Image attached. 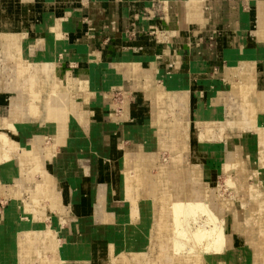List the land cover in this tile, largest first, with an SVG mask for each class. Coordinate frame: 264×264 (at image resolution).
I'll return each mask as SVG.
<instances>
[{
  "label": "crops",
  "instance_id": "crops-1",
  "mask_svg": "<svg viewBox=\"0 0 264 264\" xmlns=\"http://www.w3.org/2000/svg\"><path fill=\"white\" fill-rule=\"evenodd\" d=\"M88 1L0 0V134L7 136L9 147L14 149L17 176L20 156L29 149L43 158L50 182L64 199V212L58 215L50 211V219L40 222L47 227L44 230H57L64 250L63 264H103L110 259L124 264V259H132L137 245L152 252L148 236H142L146 219L152 217L151 204L145 200L153 198L151 191L147 193L151 182L161 186L165 181L170 183L175 200L182 199L186 192L193 195L191 200L202 199L199 190L182 186V166L175 174L177 188L168 174L170 166H164L167 175L154 178L150 172V166L157 163L153 150L167 146L171 151L166 139L162 141L168 137L163 132H169V126L176 122L187 127L178 130L175 137H180L181 131L184 134L192 126L183 121L190 116V106L196 123L216 121L222 114L218 105L228 107L241 84L256 92V109L262 115L260 123H264V0H100L95 10ZM26 8L33 11L36 21L29 35L22 19ZM27 21L32 22L29 18ZM47 27L52 35L42 31ZM103 30L112 42L100 51L96 48ZM88 32H92L93 41L82 42ZM89 43L85 53L79 50ZM122 53L128 57L121 65L119 60L125 59ZM107 61L110 65L104 70ZM148 61L153 62L152 68L146 67ZM103 73L109 75L105 84L99 77ZM27 74L32 77V88ZM88 74L91 90L69 83L77 75ZM175 76L179 82L187 79L190 86H201L203 96L170 90L189 88L187 83H172ZM120 77L128 89L117 86ZM108 86L139 94V101L133 105L127 102L125 115L115 111L107 115L108 101L103 92ZM36 105L38 111L34 109ZM51 106L63 109L64 128L54 129L55 124L48 118ZM207 107L210 111L202 110ZM135 117L137 120H132ZM241 119L248 121L250 117ZM257 121L258 118L252 120ZM127 122L130 124H124L120 133L117 128ZM246 127L240 129L244 131ZM255 127L258 143L262 144L263 130ZM250 143L244 140L242 149L253 154ZM6 149L0 139V153ZM48 152L52 158L47 157ZM233 154H228L229 162L234 161ZM7 166L0 164L3 179ZM131 168L139 169L140 196L132 184L129 183L132 190L127 184L128 175L132 178ZM195 173L199 179L210 174L211 179L209 171L195 169ZM40 177L36 173V179ZM15 181L28 189L24 192L27 196L15 197L12 182L0 179V198L12 200L0 215L2 262L7 257L10 229L4 226L8 218L16 230L31 218L14 200L32 196L35 182L27 184L24 178ZM40 223L37 227L41 230Z\"/></svg>",
  "mask_w": 264,
  "mask_h": 264
},
{
  "label": "rangeland",
  "instance_id": "rangeland-1",
  "mask_svg": "<svg viewBox=\"0 0 264 264\" xmlns=\"http://www.w3.org/2000/svg\"><path fill=\"white\" fill-rule=\"evenodd\" d=\"M93 1H95V3ZM88 2H89V7H93L94 10L97 9V7L101 3L100 0H89ZM74 4L76 5V3ZM24 10H25V14H22L23 17L22 19L25 21V24L28 29L26 33L27 35H29L30 30H32L33 28L32 23H35L36 21H35V17L33 16L32 10H28L27 8ZM27 18H29L32 22L27 21ZM97 20L98 19H96V21ZM87 27L88 26H86V28ZM88 30H90V28H88L87 31ZM42 31H44L48 36L52 35V32L48 27L46 29H43ZM61 32H63V30H61ZM101 33H102V38L100 41L101 43H99L96 48L97 50L100 51H102L105 48H108L112 42L111 41L112 39L107 36L106 31L103 30L101 31ZM86 34L82 37L83 41L82 39L81 41L82 42L93 41V38H91L92 32H88ZM51 37L52 39H55L54 35ZM158 38L160 39L159 36ZM90 46L91 44L89 43V46L86 47L85 45V48L80 47L81 49L79 48V50L85 53V51ZM76 47L79 46L77 45ZM104 63L106 64L103 69L106 70L107 68H109L110 62L107 61ZM118 64L122 65V63H118ZM214 69L215 66L212 67L213 71ZM115 70L118 73L117 69ZM158 73H159L158 74V80H159L160 79L159 77L161 76V68H159ZM14 75L12 76V83H13ZM99 77L102 79L103 83L105 84L106 78H108L109 75L103 73L100 74ZM177 79L178 77L175 76L172 79V83L174 80L176 81V83L178 82L182 86H186L185 83H187L189 84V88L188 89L185 87H182L181 89L170 88V90L191 92L193 96L194 93L195 96H200V97L203 96L202 90H199L201 86L194 84L190 86V80L186 79L183 82H179L177 81ZM116 83L117 86L125 87L126 89H128V87L124 84L122 80L117 79ZM113 89H114L113 86H108L106 87V89H104L103 93L104 95H106L107 98L106 100L108 101V107H106L105 112L107 115H111V116L114 111L117 114L122 113L125 115L126 112L128 113L125 104L127 102L129 103L132 102L131 103L132 105L136 104V102L139 101V96H138L139 94L135 96L132 92L128 90H124L123 88L121 90L120 89L113 90ZM218 90L223 91L221 89ZM228 102L230 105L232 102L235 105L236 103H238V100L234 99V97L231 96V99H229ZM113 103H115L116 106L113 107ZM197 104L199 103H195V106ZM230 105L228 107H226L225 104L218 105L222 114H220V117H218L216 121H214L212 124L213 140H211L212 142L215 143V146L217 147L216 151L218 152H214L211 154H209V148H208V143L210 141L208 140L203 141L201 139H198L197 141L196 138L197 135L200 136L201 134L203 136L204 135L206 136L207 133L206 128H208V125L203 123L201 125L198 124L199 125L198 126L196 123L197 119L195 120L191 116L193 109L191 108V106L189 107V111H190L189 115L191 117L190 116L188 118L184 117L183 121L188 122L189 124L191 123L192 128L188 127V130H186L184 134L183 132H181L180 134V139L183 142L182 144L183 150L181 157H182V172L184 173V177L181 176L180 177L182 178L181 181L183 187L185 188L187 186H189L190 188L194 187L197 191L199 190L204 196L208 195V197L206 198L208 200V204L210 205V209L216 211L217 217L219 218V220L217 219L216 222L219 223L221 222L220 225L222 226V230L225 233L226 239L225 242H223L222 244L223 248L221 247L222 249H220V251L216 253L215 252L205 253L202 251L201 254H198V256H201L204 259L203 264H264V211L261 209L262 206L259 203V198L262 195H264V161H263L264 143L262 144L258 143V133L256 130L257 128L254 126L256 122L246 124L247 129L244 131H242V129L239 128L238 125L239 121L235 118V115L233 114ZM213 108L214 107L212 106V109L207 107V108H202V110L208 111L209 109L213 110ZM134 119L135 121L137 120L136 117L133 118L132 120ZM135 121H132L131 124H135ZM124 124L125 125L130 124V122L122 123L121 127L117 128V130L120 133L121 130L123 129L122 127ZM260 126L261 127H259L258 129L259 130L262 129L264 133V128H262L264 127V123L261 122ZM189 131H190V136H193L194 138L191 139V137L188 135ZM155 134H158L157 131L155 132ZM163 135L167 137L169 135V132L166 130L165 132H163ZM183 135H185V137ZM157 137H158L157 140L159 142V135H157ZM164 140L165 138L162 139L163 143L165 142ZM244 140H249L251 142L250 151L251 150L253 151L252 155L249 154L244 148L242 149L243 147L242 143L244 142ZM124 143L128 144V140H125ZM128 150L130 149H127L126 151ZM230 152L234 153L233 156H234L235 165L231 167V171H229L228 173L224 171V166L229 162L228 154ZM153 153H154L153 154L154 157L157 160V163L153 167L148 165V167L150 166V172L154 175H158L160 173L163 176L160 168L164 166L166 167L170 166L168 174L169 176L172 177L171 181H174V184L176 183L174 186L177 187L178 182H176L175 174L178 170L181 169V167L177 169L172 165H170L172 163L171 161L173 157L172 151H170L169 147L166 146L162 148L159 147V149L156 150V152L155 150H153ZM125 157L127 158L126 155ZM229 164L232 165L233 162L231 161V163ZM195 169H197L198 171L205 170L211 172V179L207 178V176L205 179L204 176L201 179L197 178ZM134 170L135 168H131V170L129 171H131V174H134ZM205 175H207V173ZM169 189L171 190V187ZM172 189L176 191L174 187H172ZM25 195L26 194H24V196ZM255 195H257L258 198L255 197ZM28 198L30 197L28 196ZM11 202L12 200L8 201L4 198H0V215L6 209L9 208ZM43 203L46 205V202ZM206 214L207 213L204 212L201 215L192 214V215L183 216L184 225H180V227L179 226L177 227V230L176 229L174 230L175 231L174 236L178 237L182 235L179 234L180 230L181 231L184 230L185 232L184 231L182 232L186 233V235L185 237H182L183 239L191 240L192 238L196 237L197 235L195 234L199 233L198 232L199 229L201 227H204L205 225H208V218H207L208 215ZM201 223H203L202 224L203 226L201 225ZM17 232H21L20 227H18ZM163 240L164 237H162V234H159V237L157 235L153 236L152 241H149V243H151V246L153 245L152 249H157L158 252L159 249H160L159 251H162V247L159 245L160 244L159 242ZM183 242L185 243V244L183 243L184 247L189 245V244L186 245V240H183ZM172 246L173 245L168 244V250H167L168 252L173 253ZM180 246L182 245L174 246L175 254L180 252L182 254L183 252L184 255L182 256H187L185 255L186 252L181 251ZM176 248L178 249L176 250ZM84 252L86 253V251ZM146 252L147 251L143 250L142 251V253H144L143 255H145L148 258H151L152 253L150 252L151 254H149ZM134 253L137 252H133L132 259H135L138 256V254L135 255ZM231 253H233L232 257L230 256ZM11 254H12L11 252L5 254L8 255L9 258L8 257L5 258L3 262H2V258L0 257V264H21L23 262L22 258L15 259L14 255L11 256ZM1 255L2 252H0V256ZM165 257H167L168 259V261H166L165 264H184V263H180L177 260L178 258L176 255L171 256L170 253L166 252ZM34 260H37L41 264V259L39 256H35L31 258L29 264H33ZM124 260L123 263L125 262ZM126 260L128 261L129 259ZM154 262L158 264L156 258H154ZM34 264H37V262H35ZM103 264H118V263H116V261H114L113 259H110L108 261H105V263Z\"/></svg>",
  "mask_w": 264,
  "mask_h": 264
},
{
  "label": "bare ground",
  "instance_id": "bare-ground-1",
  "mask_svg": "<svg viewBox=\"0 0 264 264\" xmlns=\"http://www.w3.org/2000/svg\"><path fill=\"white\" fill-rule=\"evenodd\" d=\"M122 55L125 59H123L122 61L119 60V63H123L124 61L127 60L126 58L128 57V55L126 53H122ZM148 62H149L148 63L149 65L146 67L152 68L154 66L153 62H151V61H148ZM136 63H137V61H136ZM141 65H142V63H141ZM135 68H137V64L135 65ZM25 77H27V81L29 83V86L32 88V77L29 76L28 74L25 75ZM119 80H121V77L119 78ZM72 82L76 86H78L77 87L78 89H81V90L83 88H87V87L91 86V80H90L89 74L88 75H77L74 78L69 79V83L72 84ZM61 86H62V83L59 80V87H61ZM89 89H90V87H89ZM254 93H256V92H253V90H252V88H250V86L243 85V84L239 85L234 90V96L240 102H238L239 104L237 103L238 105L232 104L230 106V108L233 111L235 118L239 121V123L237 121L239 128H241L242 126H247L246 124L253 123L252 120L257 119V118H258V121H257V123H255V126L261 127L260 121L263 119L260 118V117H262V115H260L256 109ZM163 98L166 99L168 97H163ZM34 109L36 111H38V106L36 105L34 107ZM62 110L63 109L55 108L53 106H51L49 108L48 118H49V120H51L53 122V124H55L54 129L56 127H57V129H58V127L60 129V128H64L66 126V125H64V122H63L64 116H63ZM79 110H81V109H79ZM245 115H248V117H250V120L245 121L244 119H241ZM167 116L170 117V115H167ZM160 122H162V121H160ZM213 122L214 121L198 122L197 125L198 124L201 125L203 123L208 125V128H206L207 129L206 136L205 135L203 136L201 134L200 136H198V139H201L203 141L204 140L210 141L208 143V148H209V150H211L214 153V152H218V151H216L217 147L215 146V143L211 141V140H213V128H212ZM184 127L185 128L187 127L186 124H179L176 122L172 123L169 126V135L167 138H165L166 139L165 141L167 143H169V146L171 147V151L173 154L172 161H171L172 165L176 168H179L182 166L181 155H182V150H183V145H182L183 142L181 141L180 137H175V136H176L178 130L185 129ZM146 132H147V130H146ZM0 139L3 140L5 146L7 147V149L5 151H2V153H0V164L6 163L8 165L4 169L3 174H5L6 178H8L10 180V182H12L13 193H14L15 197L16 196L22 197L24 192L28 191V189H23L21 187V185L15 181L17 178H24L27 181V184L29 183V181L35 182V188H34V191L32 193V196H30V198L25 199V198L19 197V198H15V200H14L16 205L21 206V207L23 206L22 211H26L27 214H31V216H30L31 220L27 219V221L25 220V221L21 222L20 223L21 232H17L16 229H12L14 226L13 222L10 218H8L7 224L4 226L5 228L7 227V229H10L9 230V238H6V242H7V246L5 249L6 254L11 252L12 253L11 256L14 255L15 259H17V258L21 259L22 258L23 262L21 264H29L30 259L35 257V256L40 257L41 264H63V262H64V250H63V246L58 241V238L56 235L57 230H55L53 228H51L50 230L49 229L44 230L47 227H45V224L40 223V222H42L46 219H50V216H49L50 211H53L52 213L56 212V214H58V215H60L61 212H64L65 206H66L64 204V199L61 198L62 196L58 192L57 186L54 183L50 182L49 172L47 170V167L45 165L43 158L40 155L34 154L29 149H24V153L21 154V156H20L21 158H20V162H19L20 175L17 176L16 165L14 162V154H15L13 152L14 149L9 147L7 136L0 134ZM199 142H200V140H199ZM262 142L264 143V140H262ZM146 146H148V145H146ZM263 150H264V148H263ZM48 154H49V152H48ZM47 157L52 158V154L47 155ZM263 161H264V159H263ZM229 163H231V162H228L224 166V171L228 172V173H229V171H231V167L233 165H235L234 161H233L232 165H230ZM162 168H161L162 169L161 173L162 174L165 173V175H167L165 168L164 167H162ZM36 173H39L41 175L39 180L36 179ZM139 174H140L139 169L137 168L134 171V174H132V178L130 175H128L129 179L126 178V180L128 182L127 184L128 185H129V183L132 184V187L136 191L138 196H140L139 192L141 189L140 188L141 180H140ZM146 177L148 178V175ZM156 177H157V175H155L154 178H156ZM209 177H210V174H209L208 178ZM0 179L5 180L2 178L1 175H0ZM153 179L149 180V178H148L149 181H153ZM164 184L165 185H162V186L158 183H152V182L149 184L150 187L148 188L149 190H147V193H148V191H151L153 198H149L150 197L149 196V197H145V200L146 201L148 200L149 203L151 204L150 208L152 211V217L150 220L146 219V223H145L146 230L144 231V233L142 235V236H144V235L148 236L149 241H152L153 236L157 235L159 237V234H162V237H164V240L159 242L160 243L159 245L162 247V251H159L160 250L159 249L157 252V249H152V252H151L152 257L148 258L145 255H143L144 253H142V251L144 250V246L137 245L138 247L133 252H137L134 254L135 255L138 254V256L135 259H131V260L129 259L128 261L125 259L124 264H157L156 262H154V258L157 259L158 264H165L166 261H168L167 257H165L166 252L170 253L171 256L176 255L178 258L177 260L180 263L203 264L204 259L201 256H198V254H201L202 251L205 253L206 252H208V253L215 252L216 253V252L220 251V249L223 248L222 244H223V242H225V239H226L225 233L223 232L222 226L220 225L221 222L220 223L216 222L217 219L219 220V218L217 217L216 211H213L210 209V205L208 204V200L206 198V197H208V195L204 196L202 193H200L199 198L202 197V199L197 201V200L189 199V198L193 197V195H191L189 192H186V193H184L185 196H183L182 199H176L175 200L172 198L173 196L171 197V193H170V189H169L170 183L166 184V181H165ZM228 184H229V182H228ZM129 186H130L129 190H132L131 185H129ZM252 188H255V187H252ZM164 189H165V192H163ZM134 193L135 192L133 191V194ZM255 194H256V192H255ZM154 197L156 198V200H154ZM255 197H257V195H255ZM263 197H264V195H262L259 198V203L262 206L261 209L264 211V198ZM134 200L136 202H138L137 198H134ZM43 202H46V205ZM10 212H11V214H14V212H12V211H10ZM204 212L207 213L206 215H208V217L206 216L208 218V225L201 227L200 228L201 230L199 229V231H198L199 233L195 234V235H197L196 237L192 238L191 240L183 239L182 237H185V235H186V233H184L185 232L184 230H182L184 232H182L180 230L179 234H182V235H180L178 237L174 236V232H175L174 230L175 229L177 230L178 226L180 227V225H184L183 216L192 215V214L193 215H201ZM36 213H38L39 215ZM262 214H263V212H262ZM38 222L40 224H43L41 226L42 227L41 230L37 227ZM63 223H65V221ZM202 224L203 223H201V225ZM183 228H185V227H183ZM194 228H195V226H194ZM166 238H168V239H166ZM183 240H186V245L187 244H189V245L184 247L185 243L183 242ZM153 243H155V242H153ZM168 244L173 245L172 246L173 253L167 251L168 250ZM175 245H182V246H180V249H181V251L186 252L185 255H187V256H182V255H184L183 252H182V254H181V252L175 254V252H174V249H175L174 246ZM177 249L178 248H176V250ZM146 253H148V252H146ZM6 256L8 257V255H6ZM230 256L232 257L233 253H231Z\"/></svg>",
  "mask_w": 264,
  "mask_h": 264
}]
</instances>
